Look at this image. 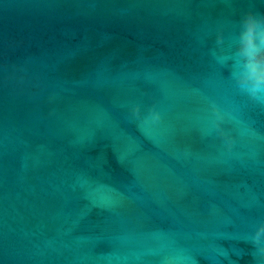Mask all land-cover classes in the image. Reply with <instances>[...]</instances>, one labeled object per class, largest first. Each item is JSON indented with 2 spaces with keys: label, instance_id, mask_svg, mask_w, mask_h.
Instances as JSON below:
<instances>
[{
  "label": "water",
  "instance_id": "95a60500",
  "mask_svg": "<svg viewBox=\"0 0 264 264\" xmlns=\"http://www.w3.org/2000/svg\"><path fill=\"white\" fill-rule=\"evenodd\" d=\"M264 0H0V264H264Z\"/></svg>",
  "mask_w": 264,
  "mask_h": 264
},
{
  "label": "clouds",
  "instance_id": "9594fccd",
  "mask_svg": "<svg viewBox=\"0 0 264 264\" xmlns=\"http://www.w3.org/2000/svg\"><path fill=\"white\" fill-rule=\"evenodd\" d=\"M250 33L264 37V15L254 13L252 11L246 13L243 19L241 43H243L245 36ZM251 79L253 80L254 87L264 85V78Z\"/></svg>",
  "mask_w": 264,
  "mask_h": 264
}]
</instances>
